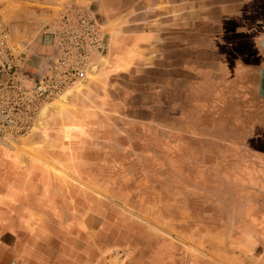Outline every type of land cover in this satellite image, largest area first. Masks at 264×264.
<instances>
[{
	"label": "crops",
	"instance_id": "obj_1",
	"mask_svg": "<svg viewBox=\"0 0 264 264\" xmlns=\"http://www.w3.org/2000/svg\"><path fill=\"white\" fill-rule=\"evenodd\" d=\"M21 1L15 2L23 4ZM58 1L61 3L59 6ZM66 1H48L47 5L64 9ZM95 1L98 19L108 21L111 32L107 61L96 78L81 94H76L64 107L65 110L52 114L45 121V141L40 146L52 148L54 137L55 153L50 154L55 159L50 158V162L38 159V163L29 160L26 167L18 160L0 159V246L6 252L0 255V262L124 264L126 260L123 258L128 256L130 264H240L242 259L237 258L228 245L230 253L220 254L213 248L211 253L205 254L197 250L193 258L187 260L184 255L173 253H183V245L161 236L154 239V235L145 233L143 226L141 228L132 220L136 214L132 210L105 208L104 196L87 183L100 181L98 176H90L84 168L104 166L106 161H119L121 152L134 149L133 145L139 139L134 128L140 129L138 134L152 129L153 123L149 120L159 114L156 108L161 112L166 108L159 116L169 117L168 104L173 94L180 96L184 103L200 98L202 92L194 93L199 84V87H204L216 80L223 88L234 84L237 87L242 83L244 90L238 98L244 106L241 105L240 115L249 116L251 112L248 109L254 102L251 88L256 86L260 93L264 89V31H257V35H238L239 28L233 24L237 25L242 9L255 0ZM7 2L9 0H0V10L8 7ZM254 5L259 29L264 18L260 19L258 12L264 2L259 0ZM54 13L56 16L49 13V22L40 21L41 31L48 25L52 28L62 15L58 10ZM24 30L20 31L21 35H25ZM52 49L50 43L42 46L35 55L41 58V53H51ZM91 60L90 64L101 60L99 51L92 55ZM39 64L46 67L42 62ZM171 83L179 91L169 93ZM208 85L214 84L210 82ZM233 97L237 98V95L226 96V102L229 98L233 101ZM256 102L263 104L264 98L259 97ZM179 105L175 116L183 118L184 106L180 109ZM210 109L199 110L196 117L204 121L215 119V124L219 116L228 119V116L231 118L240 112L226 107L223 113L217 114ZM138 111H144L147 116L137 119ZM122 118L128 120L124 121V127L121 126ZM199 127L201 129L203 125L200 123ZM214 132L212 128L210 135L216 138ZM223 135L224 138H219L225 141L222 144H217V139L213 138L216 145L222 149L233 148L225 133ZM60 167L82 169L80 174L70 175L57 169ZM53 168L63 174L53 173ZM123 213H127L129 218ZM75 214L80 215L79 222L61 223L60 228L56 226L57 215ZM108 215H114L115 220L122 219L126 225L121 228L116 222L112 226L106 221ZM58 230L72 238L68 239L69 242L59 239L56 243L58 249L54 250ZM78 230L80 240H72L73 233ZM117 231L120 232L115 236L120 235V238L110 239L109 233L114 236ZM128 248L129 254L123 256L121 252H127ZM59 255H63V259L60 260Z\"/></svg>",
	"mask_w": 264,
	"mask_h": 264
},
{
	"label": "rangeland",
	"instance_id": "obj_2",
	"mask_svg": "<svg viewBox=\"0 0 264 264\" xmlns=\"http://www.w3.org/2000/svg\"><path fill=\"white\" fill-rule=\"evenodd\" d=\"M15 1L21 0H9L7 4L4 3L8 7L0 10V28L9 32L11 43L26 48L28 61L23 74L27 79H37L46 73L48 64L44 62H48L49 56L53 58L56 55L54 48L51 53H41V58L35 55L42 46H49L52 42V38L48 35L52 29L51 25L43 28V31H41L42 28L39 29L40 21L47 22L50 12L56 16L54 12L57 10L61 11L62 15L69 10L70 14L76 16L77 12L82 11L90 14L98 25L90 12L87 0H64L67 2L64 9L48 7V1L56 3V0H22L23 4ZM256 2L259 0L252 1L250 5L243 8L237 25L233 24V27L239 28L238 35H257V31H264V23L260 24L263 26L258 29V14L254 5ZM57 4L59 6L61 3L58 1ZM260 10L258 13L261 19L262 16L264 18V6ZM55 25L56 23H53L52 26ZM98 27L102 42V30L99 25ZM23 28H25L23 32L25 35L20 34ZM96 53L97 51L94 50L91 57ZM91 61L90 59V63ZM238 76H241V73ZM82 80L66 88L62 93ZM210 82L214 85H208ZM210 82L204 87H199L201 84L195 87L194 93L202 92V94L200 98L191 102H181V97L173 94L169 99V117L167 118L159 116L165 112L166 108H163L162 112L160 108H156L159 114L152 115L153 118L149 120L153 123L152 129L145 134H138L140 129L134 128L137 131L135 136L137 135L139 139L133 145L134 149H125L121 152L119 161H106L104 166H90L83 170L90 176H98L100 181L87 183L104 196L105 208L114 210V208L123 207L126 211L132 210L136 213L132 220L141 228L143 226L145 233L154 235V239L161 236L165 240L183 245V253L176 251L173 253L184 255L186 260L192 259V255L196 254L197 250L205 254L211 253L213 248L220 254L230 253L228 246H231L237 258L242 259L240 264H264V102L263 104L256 102L259 97L264 98V89L260 93L256 91V86L251 88L254 94V102L248 109L251 113L249 116L241 117V108L244 105L238 97L244 90L243 84L222 88L219 81ZM216 83L221 91L218 90ZM170 86L169 93L179 91L177 87H174V83ZM214 89L216 91H213ZM83 90L78 94H81ZM126 92L130 91L126 90ZM230 95H237V98L233 97V101L229 98V102H226V96ZM179 102H181L180 105ZM178 105L180 109L184 106L183 118L175 116L178 113ZM209 107L217 114L223 113L226 107L229 110L231 108L233 111L236 110L235 112L240 110V112L235 113V116L231 118L228 116V119L219 116L215 124H213L215 119L204 121L203 118L196 117L199 116L197 114L199 110H208ZM137 115L136 118L147 116L144 111H138ZM124 121L128 120L122 118V127H124ZM130 123L134 122L130 120ZM200 123L203 125L201 129ZM212 128L215 129L216 138L210 135ZM223 133L236 148L222 149L216 145V143L225 142L219 139L224 138ZM53 138L52 148H47V145L25 148L17 144L12 145L19 152H13L2 145L4 142L10 143L14 138L8 140L9 142L0 141L2 147L0 159L18 160L24 167L27 166L24 158L37 163L38 159H48L46 161L50 162V158L55 159L50 154L55 153ZM213 138L217 139L216 143ZM195 146H199V149H195ZM44 148H47V153ZM57 169L76 175L81 173L82 168L60 167ZM57 169L53 168L52 172L62 175L63 172ZM123 214L129 218L127 213ZM123 214L121 217L124 216ZM106 217L108 223L114 224L109 216ZM79 218L78 214L57 215L56 226L60 228L63 223L70 221L77 223L80 221ZM116 222L121 228L126 225L122 219L121 221L117 219L115 224ZM119 232H115L114 236L110 232V239L120 238V235L115 236ZM73 234L72 240H80L79 230ZM63 238L69 242L68 239L72 237L67 238L64 231L58 230L54 238V250L58 249L57 241ZM153 241L157 243L156 240ZM4 253L6 252H3L0 246V255ZM121 254L127 256L129 248L127 252H121ZM62 256H58L60 260L63 259ZM123 259L126 260L124 264H130L127 260L128 256Z\"/></svg>",
	"mask_w": 264,
	"mask_h": 264
},
{
	"label": "built area",
	"instance_id": "obj_3",
	"mask_svg": "<svg viewBox=\"0 0 264 264\" xmlns=\"http://www.w3.org/2000/svg\"><path fill=\"white\" fill-rule=\"evenodd\" d=\"M69 12L48 32L56 55L37 79L23 74L26 48L11 43L9 32L0 28V141L28 135L42 106L85 78L91 54L100 48L101 34L90 14Z\"/></svg>",
	"mask_w": 264,
	"mask_h": 264
},
{
	"label": "water",
	"instance_id": "obj_4",
	"mask_svg": "<svg viewBox=\"0 0 264 264\" xmlns=\"http://www.w3.org/2000/svg\"><path fill=\"white\" fill-rule=\"evenodd\" d=\"M87 2L89 3L90 12L94 15L98 25L101 27L102 30V42L99 49L101 60L95 64H91L88 67L84 80L74 85L70 90L59 95L54 102L46 104L39 111L37 119L33 124V127L28 133V135L25 138H18L12 140V142L19 146H22L24 148L30 146H40V144L45 141V137L43 135V132L46 128L45 121L48 120V118L52 114H57L60 110L67 106L70 101L76 96V94H78L81 90L85 89L86 86H88L89 83L96 78L99 69L106 64L108 42L111 37V32L109 30V22L106 20L101 22L97 19L99 13L97 10H95L96 3L94 2V0H87ZM3 146L13 152H19V150H17L10 144H6L5 142L3 143ZM29 160L30 159L28 158H24V162L27 161L28 163Z\"/></svg>",
	"mask_w": 264,
	"mask_h": 264
},
{
	"label": "bare ground",
	"instance_id": "obj_5",
	"mask_svg": "<svg viewBox=\"0 0 264 264\" xmlns=\"http://www.w3.org/2000/svg\"><path fill=\"white\" fill-rule=\"evenodd\" d=\"M71 88H72V87H71ZM71 88L67 89L66 91L70 90ZM64 90H65V89H64ZM66 91H65V92H66ZM19 138H22V137H19ZM24 138H25V137H24ZM14 139H18V138H14ZM14 139H12V140H14ZM12 140L10 141V143H6V144H10V145L13 144V145H14L15 143L12 142ZM8 142H9V141H8Z\"/></svg>",
	"mask_w": 264,
	"mask_h": 264
},
{
	"label": "flooded vegetation",
	"instance_id": "obj_6",
	"mask_svg": "<svg viewBox=\"0 0 264 264\" xmlns=\"http://www.w3.org/2000/svg\"><path fill=\"white\" fill-rule=\"evenodd\" d=\"M108 216H109V215H108ZM109 217H110L111 220L114 221V224H115V220H114L115 216L113 215V216H109ZM111 217H112L113 219H112ZM114 224H112V226H114Z\"/></svg>",
	"mask_w": 264,
	"mask_h": 264
}]
</instances>
